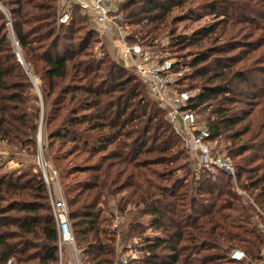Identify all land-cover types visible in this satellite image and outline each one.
<instances>
[{"label": "trees", "instance_id": "trees-1", "mask_svg": "<svg viewBox=\"0 0 264 264\" xmlns=\"http://www.w3.org/2000/svg\"><path fill=\"white\" fill-rule=\"evenodd\" d=\"M185 1L121 2L128 40L137 41L140 33L155 47V32L168 26L171 12ZM0 4L10 19L0 9V141L36 154L41 113L29 106L34 78L43 101V148L60 170L82 264H114L119 256L118 229L108 227L114 213L105 215L111 201L118 217L131 214L129 206L135 210L120 239L144 237L141 264L262 263L264 235L256 233V221L264 222V3L261 9L246 7L262 23L245 20L249 25L237 29L242 19L216 13L224 18L192 37L170 31L171 46L179 50L210 40L184 63L194 71L185 79H197L199 90L189 108L197 115L209 110L212 138L229 143L236 184L223 171L215 179L195 172L191 161L179 169L186 170L184 177L176 174L169 164L189 154L184 142L137 74L108 55L96 56L99 36L79 10L63 25L58 0ZM11 119L32 134L17 133ZM240 200L245 204L237 205ZM245 220L256 227L246 228L240 223ZM235 250L245 258L232 259ZM9 262L60 264L41 172L0 171V264Z\"/></svg>", "mask_w": 264, "mask_h": 264}, {"label": "built area", "instance_id": "built-area-1", "mask_svg": "<svg viewBox=\"0 0 264 264\" xmlns=\"http://www.w3.org/2000/svg\"><path fill=\"white\" fill-rule=\"evenodd\" d=\"M125 0H63L59 3L60 13L58 24L71 23L74 13L79 10L87 17L91 28L99 36L101 46L114 44L115 57L123 62L126 68L132 69L146 86L148 97L159 103L166 112V120L174 127L187 148L190 161L195 172L204 171L215 179L220 171L230 175L236 184V168L234 161L222 152L217 140L212 138L211 131L206 122L201 121L197 113L189 108L194 94L190 90L179 87L176 80H180L188 69H177V61L168 55H160L155 47L144 46L139 41L128 40L129 32L124 22L123 13L119 4ZM0 9L9 15L0 4ZM10 28L11 24L9 22ZM12 42L21 55L18 43L12 36ZM176 82V83H175ZM39 152L37 165L47 186L51 209L58 234V255L60 264H63L66 250L73 255L74 264H82L80 250L76 246L75 236L71 226L69 208L60 191V195L53 190L59 183V174L56 168L44 157L42 144L38 135ZM239 193H243L236 187ZM116 222V221H115ZM134 255H123L114 264H130ZM232 259L241 261L245 258L242 251L235 250Z\"/></svg>", "mask_w": 264, "mask_h": 264}, {"label": "rangeland", "instance_id": "rangeland-1", "mask_svg": "<svg viewBox=\"0 0 264 264\" xmlns=\"http://www.w3.org/2000/svg\"><path fill=\"white\" fill-rule=\"evenodd\" d=\"M63 0H58V3L62 2ZM264 0H186L183 2L182 6L176 7L170 15V18L168 20V26H161L160 29H158L155 33L157 34V38L155 40V49L158 51L160 55H168L171 58H174L179 65H176L177 69H188L189 71L186 72L181 79L183 80H176L177 83H179V87L185 88L191 91L192 94L197 93L199 90L196 88V81L194 77H185L187 75H190L192 72L194 73L193 69L191 67H188L184 63H188L190 60L193 59V57L196 55L197 51H200L207 46H210V40L208 39H200L201 44H197L195 46H191L188 48H184L182 50H179L180 48L172 47L173 44V36L170 34V31L172 29L175 30L176 35L177 34H184L189 37H192V34L194 31L200 28H209L211 25L218 22L220 19H223L224 17H232L236 16L237 19H242V22L238 23L237 29L242 28L244 26L249 25L248 22L245 20H255L259 21L260 23L263 22L262 19H258L255 15V13H250L249 10L246 7H250L251 9H261L263 8ZM190 10V12H189ZM189 13V14H188ZM223 15L221 17L216 16L215 14ZM194 14V15H191ZM176 22L171 23V21L176 18ZM190 17V18H189ZM134 29V28H133ZM128 32L130 29L127 26ZM260 33V31H258ZM136 40L143 43L144 46H147L145 43L146 38H144L143 34H137ZM221 40V39H220ZM144 41V42H143ZM17 50V49H16ZM18 51V50H17ZM94 51L96 53V56L98 58H102L106 55L110 58V60L116 62V64L120 65L121 67L125 68V71L130 74L134 75L136 74L134 70L126 68L123 65V62L120 60H117L115 57V48L114 44H107V47H102L101 42H97L94 47ZM194 75V74H193ZM259 77V76H258ZM31 80L33 82L34 90L29 94V106L30 109L40 111L41 113V120L43 115V101H42V94L40 89L35 83V79L31 77ZM175 82V83H176ZM146 96L147 92H145ZM149 98V97H148ZM153 101V100H151ZM257 101V100H256ZM154 102V101H153ZM261 106H258L256 111L260 109ZM166 113V112H165ZM199 119L204 122H209L210 112L209 110H202L199 115ZM39 122L36 133V139H37V151L36 154H32L31 151L27 149H20L19 147L10 146L5 142L0 141V171H7V172H24V171H32L34 173L40 172L38 165H37V156L39 152V141H38V135L40 130V123ZM11 122L15 128V131L19 133L20 135L26 137L28 135L32 134V130L28 125H25L24 123L18 122L17 120L11 119ZM180 141H178V144ZM218 143V142H217ZM42 144V150L44 157L51 163V165L56 168L58 171L59 168L56 166V164L53 162L52 157L47 150L43 148V140L41 141ZM180 146H183V144H179ZM229 146V143L222 140L219 141L217 147L224 153H228L227 147ZM178 147V146H177ZM80 160L75 159L74 163H78ZM190 162V155L185 152L181 158L178 161H175L174 163L169 164L170 166L175 167L176 174H178L180 177H184L186 175V170L181 169L180 167L184 165L185 163ZM65 162H62L61 164L64 165ZM192 164V162H191ZM71 165V164H70ZM69 165V166H70ZM192 166V165H191ZM164 166H157L158 169H162ZM193 172V171H192ZM84 176H82L83 179ZM192 174L188 173L187 180L191 181ZM59 191H61L64 195L63 191V181L59 177ZM56 187H58V184L53 187V190H56ZM58 191V193H59ZM246 196V195H244ZM249 196H247L248 198ZM250 198V197H249ZM248 198V199H249ZM113 203V204H112ZM245 204V201L240 200L237 205ZM127 211H131V214H125V216L118 217V213L116 211V207L114 205V201H111V207L107 211H105V215L111 216L109 213H114L115 218L111 220V225L108 226L109 229L117 228L118 229V250H119V256L116 258V260L123 256V255H134V257L130 258V264H141L140 258L143 256V252L140 250L142 245H144V237H138L134 236L129 239H120L121 235L127 228L128 223L130 222L134 211L131 206L127 208ZM233 214H236L234 211H231ZM116 215V216H115ZM116 221V222H115ZM242 223L246 228L248 229H254L256 225L253 221L245 220ZM257 229L259 231H256V233H261L264 235V222H258ZM261 225V226H259ZM260 228V229H259ZM261 229L263 231H261ZM248 236V235H246ZM264 252V249H263ZM115 260V261H116ZM65 262V260H64ZM63 264H66L64 263ZM8 264H12V262H9ZM210 264V263H209ZM264 264V258L262 260V263Z\"/></svg>", "mask_w": 264, "mask_h": 264}, {"label": "crops", "instance_id": "crops-1", "mask_svg": "<svg viewBox=\"0 0 264 264\" xmlns=\"http://www.w3.org/2000/svg\"><path fill=\"white\" fill-rule=\"evenodd\" d=\"M58 189H59V184H58V187H56V194L59 196L60 191ZM58 191H59V193H58ZM262 256L264 258V252L262 253ZM64 260H65L64 263H66V264H74L73 255L69 250H66V255H65Z\"/></svg>", "mask_w": 264, "mask_h": 264}, {"label": "water", "instance_id": "water-1", "mask_svg": "<svg viewBox=\"0 0 264 264\" xmlns=\"http://www.w3.org/2000/svg\"><path fill=\"white\" fill-rule=\"evenodd\" d=\"M39 138H40V140L42 139V120L40 123Z\"/></svg>", "mask_w": 264, "mask_h": 264}]
</instances>
